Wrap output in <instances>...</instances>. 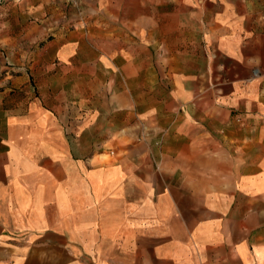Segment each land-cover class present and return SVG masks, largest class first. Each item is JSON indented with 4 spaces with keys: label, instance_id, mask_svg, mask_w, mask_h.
<instances>
[{
    "label": "crops",
    "instance_id": "1",
    "mask_svg": "<svg viewBox=\"0 0 264 264\" xmlns=\"http://www.w3.org/2000/svg\"><path fill=\"white\" fill-rule=\"evenodd\" d=\"M0 264H264V0L3 2Z\"/></svg>",
    "mask_w": 264,
    "mask_h": 264
},
{
    "label": "built area",
    "instance_id": "2",
    "mask_svg": "<svg viewBox=\"0 0 264 264\" xmlns=\"http://www.w3.org/2000/svg\"><path fill=\"white\" fill-rule=\"evenodd\" d=\"M5 1H7V0H0V5H1L3 2H5Z\"/></svg>",
    "mask_w": 264,
    "mask_h": 264
}]
</instances>
